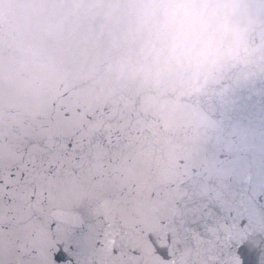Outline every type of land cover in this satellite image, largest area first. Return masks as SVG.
<instances>
[{
  "label": "water",
  "instance_id": "water-1",
  "mask_svg": "<svg viewBox=\"0 0 264 264\" xmlns=\"http://www.w3.org/2000/svg\"><path fill=\"white\" fill-rule=\"evenodd\" d=\"M105 0H0V264H22L60 117Z\"/></svg>",
  "mask_w": 264,
  "mask_h": 264
}]
</instances>
